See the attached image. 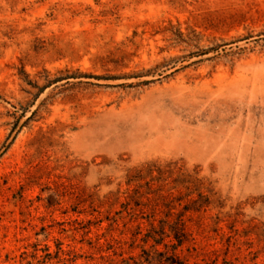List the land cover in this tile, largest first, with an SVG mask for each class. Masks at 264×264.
<instances>
[{
	"label": "rangeland",
	"instance_id": "obj_1",
	"mask_svg": "<svg viewBox=\"0 0 264 264\" xmlns=\"http://www.w3.org/2000/svg\"><path fill=\"white\" fill-rule=\"evenodd\" d=\"M0 264H264V0H0Z\"/></svg>",
	"mask_w": 264,
	"mask_h": 264
},
{
	"label": "trees",
	"instance_id": "obj_2",
	"mask_svg": "<svg viewBox=\"0 0 264 264\" xmlns=\"http://www.w3.org/2000/svg\"><path fill=\"white\" fill-rule=\"evenodd\" d=\"M46 89V87L41 88V92H43ZM24 117L22 115L21 117L17 118V121L12 129V131L16 130V127H18V124L20 122V119ZM155 174V175H154ZM135 177L136 180H146L150 178L151 181H163L165 180V172L161 169V167L156 166L155 164H151L148 167L139 169L135 172V175L131 176ZM132 179L130 178V181ZM176 184L175 187H184L186 190H189L191 188V185L198 184L199 187H201L204 184V181L202 179H199L198 177L191 175V174H186V173H181L177 175V178L173 180ZM150 182V181H149ZM208 189V187H206ZM198 190V196L200 198H203L205 201H208V204L210 203V197L202 195V193L199 192ZM193 193V192H192ZM208 193L211 195V190L208 189ZM195 202V201H194Z\"/></svg>",
	"mask_w": 264,
	"mask_h": 264
}]
</instances>
